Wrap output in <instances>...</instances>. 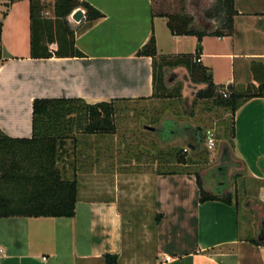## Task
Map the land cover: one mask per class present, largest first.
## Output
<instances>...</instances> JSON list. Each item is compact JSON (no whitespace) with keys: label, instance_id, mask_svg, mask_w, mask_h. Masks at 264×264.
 I'll return each instance as SVG.
<instances>
[{"label":"crops","instance_id":"1","mask_svg":"<svg viewBox=\"0 0 264 264\" xmlns=\"http://www.w3.org/2000/svg\"><path fill=\"white\" fill-rule=\"evenodd\" d=\"M80 1L102 14L89 25L83 19L73 29L82 57L32 59L29 1L0 0V130L8 137L32 136L36 98L114 105L152 100V59L137 56L152 34L158 56L194 53L196 37L172 36L166 18L154 12L153 0ZM185 5V14L193 18L191 28L206 33L217 28L216 22L204 17L207 2L185 0ZM250 5L234 0L237 15L230 37L207 35L201 40L200 63L210 69L213 83L238 92L254 91L264 82V7L254 13ZM185 48L193 51L187 53ZM219 60L226 64L227 76L217 83ZM165 71L167 87L181 82L183 99L186 89L194 94L186 85L183 67ZM112 136L88 139L107 141ZM210 152L208 170L215 168L226 179L212 189L203 178L204 189L220 197L231 194L230 203L200 202L192 172L156 174L153 205L160 217L151 242L126 241L117 202L90 199L75 173L74 217L0 219V264H108L105 256L117 257L116 264H264V244L258 240V223L264 220V98H252L234 113L233 148L221 139ZM225 155L229 164L221 162ZM239 180L245 192L242 210L236 192Z\"/></svg>","mask_w":264,"mask_h":264},{"label":"trees","instance_id":"2","mask_svg":"<svg viewBox=\"0 0 264 264\" xmlns=\"http://www.w3.org/2000/svg\"><path fill=\"white\" fill-rule=\"evenodd\" d=\"M10 2L15 0H8ZM30 13V57L32 59L80 58L82 54L75 47V30L66 18L77 8L85 11L84 20L89 25L102 18V14L80 0H54L52 16H44L42 0H28ZM184 1V0H183ZM237 12L234 0H215L204 11V17L217 23L212 33L191 28L193 18L185 13L161 14L172 36H193L197 44L193 54L158 56L156 40L152 34L148 42L137 52V56L152 59L154 94L157 97V82L163 88L164 69L183 67L194 85H202L194 99L212 101L213 105L230 115L228 146L233 148L234 113L252 98H264V82L251 91L234 90L231 86L215 85L210 69L200 63L201 40L204 36L230 37L234 31V17ZM1 38V22H0ZM157 70L159 74H157ZM227 89V96L222 91ZM180 95V94H178ZM177 95V96H178ZM116 111L114 102L87 104L81 99L36 98L32 103V136L10 138L0 130V219L12 217L72 218L77 203L78 181L75 174L65 176L59 167L63 148L67 142L77 143L78 134L106 136L116 133ZM176 124L171 120L162 122L161 140H168L175 134ZM197 150V148L195 149ZM176 164H188V154L180 149L175 154ZM182 171H166L157 175H171ZM199 190V201L221 199L230 203L231 194L217 196L204 189L201 177L194 173ZM155 218V223L159 220ZM255 244L257 242L254 241ZM113 259V263L109 262ZM108 264H116L117 257L105 256Z\"/></svg>","mask_w":264,"mask_h":264},{"label":"rangeland","instance_id":"3","mask_svg":"<svg viewBox=\"0 0 264 264\" xmlns=\"http://www.w3.org/2000/svg\"><path fill=\"white\" fill-rule=\"evenodd\" d=\"M198 1L207 2L209 7L215 0H189L191 4ZM53 2L42 0L44 16H52ZM247 2L252 4L249 9L254 13L263 10L262 0ZM153 6L156 13L170 15L186 12L185 0H153ZM185 51L191 53L193 50L185 48ZM217 62L216 71L219 75L216 80L220 83L227 76V71L222 60ZM165 75L166 71L164 84ZM181 86L182 83L177 82L170 87L165 84L163 88L158 81L157 97L152 100L115 104V137L102 141L78 134L77 143L67 142L61 153L58 166L64 168L68 178L78 174L81 188L84 192H90V199L117 202L126 241L139 239L140 243L151 242L156 218L153 177L157 173L173 170L197 173L201 179L210 182L212 189H216L215 185L226 179L223 172L215 171V168L208 170L212 166V152L205 149L203 141L195 152L187 148L190 134L186 127L199 126L203 134L211 130L216 143L221 139L228 142L230 115L214 106L210 100L196 101L193 95H189V90H186V98L183 99ZM165 120L176 124V138L169 142L160 141L154 134L156 129L162 128ZM146 127L153 130H147ZM180 149L188 154L189 161L185 166L175 161V154ZM243 184L239 180L236 190L241 210L245 199Z\"/></svg>","mask_w":264,"mask_h":264},{"label":"water","instance_id":"4","mask_svg":"<svg viewBox=\"0 0 264 264\" xmlns=\"http://www.w3.org/2000/svg\"><path fill=\"white\" fill-rule=\"evenodd\" d=\"M85 11L82 8H77L71 14H69L66 18L67 22L69 23L70 27L72 29H75L84 19ZM186 85L188 87H191L194 92L193 97H195V94L198 90L202 89L199 88L198 85H194L190 82V79L187 75V79L185 80ZM187 90V89H186ZM191 91V90H189ZM190 95V94H189ZM147 130H153L152 128L146 127ZM186 130L190 134L189 142L187 143V148L191 151L195 150L196 148L199 149L202 141H203V130L199 126L195 127H186ZM259 233H258V240L264 244V220L260 218L258 223Z\"/></svg>","mask_w":264,"mask_h":264},{"label":"built area","instance_id":"5","mask_svg":"<svg viewBox=\"0 0 264 264\" xmlns=\"http://www.w3.org/2000/svg\"><path fill=\"white\" fill-rule=\"evenodd\" d=\"M222 95L223 97L227 96V89L224 88L222 91ZM203 142H204V146L205 149L207 151H213L216 148V138L214 133L211 130H206L203 134ZM165 261L166 262H170L172 261L170 257H165Z\"/></svg>","mask_w":264,"mask_h":264},{"label":"flooded vegetation","instance_id":"6","mask_svg":"<svg viewBox=\"0 0 264 264\" xmlns=\"http://www.w3.org/2000/svg\"><path fill=\"white\" fill-rule=\"evenodd\" d=\"M180 76H181V74H180ZM161 130H162V128L161 129H156L155 131H154V134H156V136L159 138V140L160 141H162L161 140V137H160V135H161ZM176 132H175V134H174V136L173 137H170L168 140H165V141H163V142H169V141H171V140H173L174 138H176ZM221 162L223 163V164H229L230 163V161H229V159H228V157L225 155L222 159H221Z\"/></svg>","mask_w":264,"mask_h":264}]
</instances>
